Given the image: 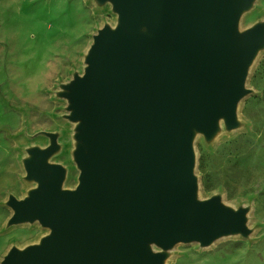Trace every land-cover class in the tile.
<instances>
[{"label": "water", "instance_id": "95a60500", "mask_svg": "<svg viewBox=\"0 0 264 264\" xmlns=\"http://www.w3.org/2000/svg\"><path fill=\"white\" fill-rule=\"evenodd\" d=\"M102 1L118 23L94 36L64 91L78 123L79 183L64 188L65 167L50 161L56 133L29 150L37 186L9 198L10 224L39 221L50 232L1 264H164L178 243L250 233L246 208L198 197L194 137L212 138L221 119L238 126L264 49V23L240 27L254 0Z\"/></svg>", "mask_w": 264, "mask_h": 264}, {"label": "rangeland", "instance_id": "374dc122", "mask_svg": "<svg viewBox=\"0 0 264 264\" xmlns=\"http://www.w3.org/2000/svg\"><path fill=\"white\" fill-rule=\"evenodd\" d=\"M254 6L242 29L264 23V0ZM118 18L113 5L95 10L91 0H0V264L12 247L37 244L41 232H50L39 221L10 224L9 198H24L37 186L25 168L29 150L49 146L48 133H56L59 149L50 161L65 167L64 185L71 176L72 188L79 183L80 170L68 154L76 162L78 124L71 134L64 91L84 72L94 36ZM246 88L238 126L230 130L223 120L229 134L222 138L196 133L194 150L198 197L220 196L235 209L246 208L250 233L226 236L213 247L178 243L165 252L164 264H264V49Z\"/></svg>", "mask_w": 264, "mask_h": 264}, {"label": "bare ground", "instance_id": "6f19581e", "mask_svg": "<svg viewBox=\"0 0 264 264\" xmlns=\"http://www.w3.org/2000/svg\"><path fill=\"white\" fill-rule=\"evenodd\" d=\"M91 2H92V4L94 5V9H95V10L105 8L107 5H109L110 7L112 6L111 3H107V4H105L104 6H102V5H100L99 2H96V1H94V0H91ZM253 8H255V6H254V7H251L250 9L245 10V11L242 13V15H241V17H240V27L243 28L242 20L252 12ZM117 23H118V19H117V20H114V21H110V25L113 26V27L116 26ZM261 54H262V50L258 52V54H257V56H256V58H255V60H257V58H258ZM255 60H254V62H255ZM253 64H254V63H253ZM68 113H70V111H69ZM77 124H78V123H76V122H71V123H70L69 127H71V129H72L71 134L74 132V128H75V126H76ZM216 134H219V135H218V137L220 136L219 138H222V137H224V136H226V135L229 134V132L225 129V126H224V123H223V119H221L220 122H219V129H218V131H217ZM72 141H73V142H72V145H75V141H74L73 139H72ZM68 154H69V158L71 159V162H74V163L76 164L77 169L80 170L79 167H78V165H77V163L72 159V155H71V153H68ZM255 166H256V165H255ZM71 177H72V176H71ZM71 177H69L68 182L65 183L64 188H67V187H68V188H72V186L74 185V183H75V179H73V178H71ZM24 186H25L26 189H29V188H30L31 186H33V185H32V184H30V185H29V184H25ZM227 205H229V204H227ZM229 206H230V205H229ZM48 231H49V229H48ZM45 234H46L45 231L41 232V233L39 234L38 238H37L36 240H34V242H35V241H39V240H40ZM225 237H226V236L219 237V238H217L216 240H214L210 245L205 246V247H213V246H215L217 243H219V242H220L223 238H225ZM157 249H159V248H157Z\"/></svg>", "mask_w": 264, "mask_h": 264}]
</instances>
